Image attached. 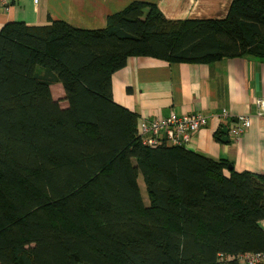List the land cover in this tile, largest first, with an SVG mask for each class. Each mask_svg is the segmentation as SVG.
<instances>
[{"label": "trees", "instance_id": "1", "mask_svg": "<svg viewBox=\"0 0 264 264\" xmlns=\"http://www.w3.org/2000/svg\"><path fill=\"white\" fill-rule=\"evenodd\" d=\"M244 55L264 60V0H231L222 19L170 20L135 1L101 29L4 25L0 264H248L221 256L264 255V173L189 144L144 145L138 114L112 94L129 56ZM57 83L65 108L51 92Z\"/></svg>", "mask_w": 264, "mask_h": 264}, {"label": "crops", "instance_id": "2", "mask_svg": "<svg viewBox=\"0 0 264 264\" xmlns=\"http://www.w3.org/2000/svg\"><path fill=\"white\" fill-rule=\"evenodd\" d=\"M135 1L155 4L165 18L222 19L231 0H6L0 2V29L9 22L48 25L61 20L82 29H101L107 17ZM55 89L56 94H54ZM59 104L64 100L61 84L51 86ZM113 99L138 114L141 120L176 114H202L207 126L193 135L189 148L214 160L224 159L237 171L264 173V115L257 116L255 101L264 99V60L251 55L210 62H167L148 56H129L112 75ZM65 108L67 104L60 105ZM228 118L219 117L221 111ZM240 116L251 125L236 141L222 143V129ZM218 133V138L216 135ZM227 173V172H226Z\"/></svg>", "mask_w": 264, "mask_h": 264}, {"label": "built area", "instance_id": "3", "mask_svg": "<svg viewBox=\"0 0 264 264\" xmlns=\"http://www.w3.org/2000/svg\"><path fill=\"white\" fill-rule=\"evenodd\" d=\"M6 0H0L5 3ZM37 2V0H34ZM257 108L256 115H264V99L258 98L255 101ZM219 117L228 118V114L223 110ZM208 118L202 114H176L170 111L167 117H158L154 120H141L138 125L139 134L142 136V143L146 146L168 145H187L190 143L192 135L202 127L207 126ZM250 116H240L237 122L233 123L229 129V136L235 141L250 127ZM232 260L231 256L221 260ZM239 260L248 264L263 263L264 255L259 253H244L239 255Z\"/></svg>", "mask_w": 264, "mask_h": 264}, {"label": "rangeland", "instance_id": "4", "mask_svg": "<svg viewBox=\"0 0 264 264\" xmlns=\"http://www.w3.org/2000/svg\"><path fill=\"white\" fill-rule=\"evenodd\" d=\"M214 19H215V18H214ZM53 92H54V94H56V91H55V89H53ZM63 104H67V102H66V101H64V102L62 101L60 105H62V106H63ZM138 183H139V186H140V188H141L142 192H143V193H144V195H145V188H144V185H143V182H142V179H141V177H139Z\"/></svg>", "mask_w": 264, "mask_h": 264}, {"label": "water", "instance_id": "5", "mask_svg": "<svg viewBox=\"0 0 264 264\" xmlns=\"http://www.w3.org/2000/svg\"><path fill=\"white\" fill-rule=\"evenodd\" d=\"M222 134L224 135L223 138L221 139V142H228V130L226 128L222 129Z\"/></svg>", "mask_w": 264, "mask_h": 264}, {"label": "bare ground", "instance_id": "6", "mask_svg": "<svg viewBox=\"0 0 264 264\" xmlns=\"http://www.w3.org/2000/svg\"><path fill=\"white\" fill-rule=\"evenodd\" d=\"M222 143H226V142H222ZM232 257V260L233 259H236L237 261L239 260V256L237 255V256H235V255H233V256H231Z\"/></svg>", "mask_w": 264, "mask_h": 264}]
</instances>
